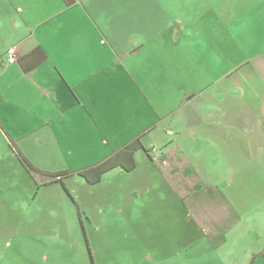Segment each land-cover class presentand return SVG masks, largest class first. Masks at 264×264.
Returning <instances> with one entry per match:
<instances>
[{
	"label": "crops",
	"instance_id": "crops-1",
	"mask_svg": "<svg viewBox=\"0 0 264 264\" xmlns=\"http://www.w3.org/2000/svg\"><path fill=\"white\" fill-rule=\"evenodd\" d=\"M194 6L0 0L2 59L22 52L0 67V255L264 264V241L255 244L257 227L264 233V35L239 31L238 13ZM137 137L149 152L135 151L133 170L117 166L96 184L79 174ZM116 171L128 176L105 183ZM77 175L109 190L96 222L83 211L103 247L90 233L80 241L67 196ZM203 243L215 252L197 251Z\"/></svg>",
	"mask_w": 264,
	"mask_h": 264
},
{
	"label": "rangeland",
	"instance_id": "rangeland-1",
	"mask_svg": "<svg viewBox=\"0 0 264 264\" xmlns=\"http://www.w3.org/2000/svg\"><path fill=\"white\" fill-rule=\"evenodd\" d=\"M187 2H189L190 0H186ZM194 4H195V9L199 8V9H203V10H212V6L210 5H214L215 7L213 9H220L224 12H234V13H238L239 15V19H240V23H239V31L244 30L245 33L249 34L248 37H251L253 34H251L252 32H260L258 34L264 35V0H223V6H220L221 4H219V2H214L212 4H210L211 2H202V0H193ZM214 1H220V0H214ZM190 8V6H188ZM193 7V9H194ZM185 9V7H180ZM253 35L254 37L257 36L258 34ZM79 175H77L76 177L74 176L73 178H71L70 180H68L67 182V196H69L70 198H72V201H74L76 206L74 207V211L76 213H78L77 211H81L82 213V218H83V222H84V226L86 229V233L87 237L90 233L89 236L94 235L95 239H99L98 240V244H101V247H103V235L100 236L101 233L98 232V230H96V226H95V222H96V218L97 217H101L103 216V213L105 214V210L104 207H106L105 205H100L97 202V198L100 196H105L106 198L109 196L108 193V188L104 185H94L91 186L90 184H88L86 181L82 180L80 177H78ZM122 176H128V175H121V173L119 172H114L113 174H111L108 177H104L105 183H110L112 181H118V180H123ZM132 178V177H131ZM81 179V180H80ZM128 179V178H127ZM65 188V187H64ZM76 197V198H75ZM71 207V206H70ZM78 208V209H76ZM86 211L87 214H91V211L97 213V215L94 217V224H89V222L87 221L88 217L87 215L83 212ZM78 215V214H77ZM258 216V215H257ZM80 219H81V215L79 214V217H77L78 220V228H80V232H81V237H80V241L85 242L87 238L84 234V232L81 229V225H80ZM258 222H263L264 223V215H259L258 216ZM77 228V229H78ZM105 231V228L102 227V232ZM79 232V230H78ZM71 236H69V239H75V237H77L78 235L76 233H70ZM261 235H264V233L261 231V229L256 230V234H255V244L256 246H259V243L264 241L263 237ZM82 238V240H81ZM27 240V239H24ZM28 242V241H27ZM86 243V242H85ZM29 245V242L27 243ZM29 248V247H27ZM70 250V248H67V252ZM128 250L133 252V255L135 254L134 251V247L129 248ZM208 251L209 253L213 254L215 252V249H208L205 245V243L201 244V249L197 250V251ZM71 251H73V249H71ZM214 251V252H213ZM193 255L191 256V260L193 261L194 259H196V250H193ZM104 250H102L100 253H98V259H102L103 260V255ZM10 254V255H9ZM5 256V257H4ZM4 257V258H3ZM174 263L173 264H181L180 261H182V259H180L182 256L177 257L174 256ZM41 257L38 255L34 256V257H29L28 253H26V251H23V249L19 250V251H14V254L10 253V250L8 252H1L0 255V264H45L41 259Z\"/></svg>",
	"mask_w": 264,
	"mask_h": 264
},
{
	"label": "trees",
	"instance_id": "trees-1",
	"mask_svg": "<svg viewBox=\"0 0 264 264\" xmlns=\"http://www.w3.org/2000/svg\"><path fill=\"white\" fill-rule=\"evenodd\" d=\"M74 0H71L70 3H72ZM144 145L142 144L140 138H136L134 141H132L129 145L125 146L123 149H119L117 152H115L113 155L109 156L107 159L104 161H107V164H102V163H97L93 166H90L82 171L79 172L82 176H84L87 181L90 182V184H96L97 182L100 181L101 177L104 175V173L109 172L110 170L114 169L117 166H121L127 171H131L135 168L136 166V159H135V151L139 149H144L147 152L148 149H145L143 147ZM22 163L24 166L27 168L29 173L33 174L34 172L37 171V169L33 168L29 162L22 156L21 158ZM68 174V173H66ZM64 174V175H66ZM69 175V174H68ZM79 214L81 215V220L83 221L82 218V213L79 210ZM83 223V222H82ZM85 236L87 237L86 230L84 226L82 225Z\"/></svg>",
	"mask_w": 264,
	"mask_h": 264
},
{
	"label": "built area",
	"instance_id": "built-area-1",
	"mask_svg": "<svg viewBox=\"0 0 264 264\" xmlns=\"http://www.w3.org/2000/svg\"><path fill=\"white\" fill-rule=\"evenodd\" d=\"M17 51V48L12 47L9 50H7L5 54V59H0V67H4L5 65H10L15 63L17 60L14 59V53Z\"/></svg>",
	"mask_w": 264,
	"mask_h": 264
},
{
	"label": "snow or ice",
	"instance_id": "snow-or-ice-1",
	"mask_svg": "<svg viewBox=\"0 0 264 264\" xmlns=\"http://www.w3.org/2000/svg\"><path fill=\"white\" fill-rule=\"evenodd\" d=\"M69 2H71V0H69ZM2 56H3V53H0V59H2ZM14 59H16L17 61H22V52H21V50H17L14 53ZM92 163H97V161H92ZM100 163L107 164L108 162L104 161L103 158H101Z\"/></svg>",
	"mask_w": 264,
	"mask_h": 264
}]
</instances>
